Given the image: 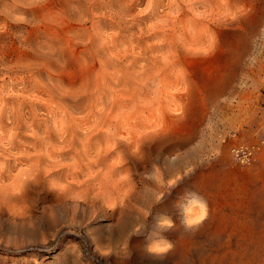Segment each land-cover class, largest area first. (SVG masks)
<instances>
[{
	"label": "clouds",
	"instance_id": "9594fccd",
	"mask_svg": "<svg viewBox=\"0 0 264 264\" xmlns=\"http://www.w3.org/2000/svg\"><path fill=\"white\" fill-rule=\"evenodd\" d=\"M255 14L247 0H0V226L39 232L66 217L76 230L78 215L124 209L137 195V165L197 105L185 60L211 58L217 29ZM173 207L192 235L211 216L196 192ZM153 220L142 259L163 264L174 243L162 233L177 223L163 213ZM84 235L107 261V243Z\"/></svg>",
	"mask_w": 264,
	"mask_h": 264
},
{
	"label": "rangeland",
	"instance_id": "374dc122",
	"mask_svg": "<svg viewBox=\"0 0 264 264\" xmlns=\"http://www.w3.org/2000/svg\"><path fill=\"white\" fill-rule=\"evenodd\" d=\"M247 2L255 4L256 14L234 29H217L220 47L214 56L185 60L199 86L197 105L180 133L137 165L135 198L95 219L78 215L76 230L63 226L66 217L39 232L9 235L0 226V264H122L117 257L130 254L123 264H160L142 259L157 213L177 223L162 235L181 246L163 264H264V0ZM176 91H187V85ZM241 144L258 147L248 165L230 154ZM186 192L198 193L211 210L196 235L184 231L173 207ZM138 228L145 234L136 236ZM88 230L107 243V261L94 252L84 235ZM74 244L83 252L79 260Z\"/></svg>",
	"mask_w": 264,
	"mask_h": 264
},
{
	"label": "built area",
	"instance_id": "2783aa9c",
	"mask_svg": "<svg viewBox=\"0 0 264 264\" xmlns=\"http://www.w3.org/2000/svg\"><path fill=\"white\" fill-rule=\"evenodd\" d=\"M257 151L258 147L256 145L241 144L233 146L230 149V154L235 162L248 165L253 161Z\"/></svg>",
	"mask_w": 264,
	"mask_h": 264
},
{
	"label": "bare ground",
	"instance_id": "6f19581e",
	"mask_svg": "<svg viewBox=\"0 0 264 264\" xmlns=\"http://www.w3.org/2000/svg\"><path fill=\"white\" fill-rule=\"evenodd\" d=\"M209 186H211V185H209ZM261 194V193H260ZM262 196V195H261ZM260 196V197H261ZM262 200V199H261ZM263 200H264V197H263ZM260 201V200H259ZM263 202V201H262ZM264 204V203H263ZM257 205H260V203L259 204H257ZM254 209V208H253ZM255 211V210H254ZM259 212V211H258ZM260 219V218H259ZM230 221V220H229ZM246 221V220H245ZM235 223V222H234ZM216 224V223H215ZM249 224V223H248ZM263 229V228H262ZM219 231V230H218ZM264 233V232H263ZM180 235V234H179ZM234 235V234H233ZM178 241V240H177ZM173 242V241H172ZM194 242V241H193ZM258 242H260V240L258 239ZM180 243V242H179ZM179 243L178 242H175L174 243V249H173V252H177L178 250H180L181 248V246L179 245ZM182 243V242H181ZM261 243V242H260ZM227 244V243H226ZM194 245V244H193ZM247 245V244H246ZM180 248V249H179ZM189 248V247H188ZM264 245H262V248H261V251H263V253H264ZM181 251V250H180ZM224 251V250H223ZM179 252V251H178ZM178 252H177V254H178ZM192 252V251H191ZM189 253V252H188ZM222 253V252H221ZM226 253V252H225ZM172 254V253H171ZM174 255H176V254H174ZM259 255V254H258ZM224 257V256H223ZM229 258V257H228ZM254 258V257H253ZM222 259V258H221ZM228 262V261H227Z\"/></svg>",
	"mask_w": 264,
	"mask_h": 264
}]
</instances>
